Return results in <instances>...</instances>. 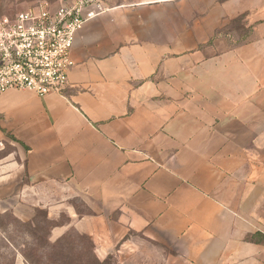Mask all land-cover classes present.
<instances>
[{
    "label": "crops",
    "instance_id": "1",
    "mask_svg": "<svg viewBox=\"0 0 264 264\" xmlns=\"http://www.w3.org/2000/svg\"><path fill=\"white\" fill-rule=\"evenodd\" d=\"M106 3L61 93L0 95V233L41 210L100 261L264 264V0Z\"/></svg>",
    "mask_w": 264,
    "mask_h": 264
},
{
    "label": "built area",
    "instance_id": "2",
    "mask_svg": "<svg viewBox=\"0 0 264 264\" xmlns=\"http://www.w3.org/2000/svg\"><path fill=\"white\" fill-rule=\"evenodd\" d=\"M109 9L106 0H37L13 16L0 15V95L61 93L77 32Z\"/></svg>",
    "mask_w": 264,
    "mask_h": 264
},
{
    "label": "rangeland",
    "instance_id": "3",
    "mask_svg": "<svg viewBox=\"0 0 264 264\" xmlns=\"http://www.w3.org/2000/svg\"><path fill=\"white\" fill-rule=\"evenodd\" d=\"M36 1L0 0V15L13 16ZM50 224L40 211L32 223H16L9 228L14 232L0 233V264H16L20 258L23 264H116L112 257L98 260L90 240L75 232L51 242L48 239Z\"/></svg>",
    "mask_w": 264,
    "mask_h": 264
},
{
    "label": "trees",
    "instance_id": "4",
    "mask_svg": "<svg viewBox=\"0 0 264 264\" xmlns=\"http://www.w3.org/2000/svg\"><path fill=\"white\" fill-rule=\"evenodd\" d=\"M40 211H41V210H40ZM40 211H38V213H39ZM38 213H37V214H38ZM44 216H45V214H44ZM36 217H37V216H36ZM36 217H35V218H36ZM45 219L47 220L46 216H45ZM47 221H48V220H47ZM48 222H49V221H48ZM49 223H50V222H49ZM84 237H85V236H84Z\"/></svg>",
    "mask_w": 264,
    "mask_h": 264
}]
</instances>
